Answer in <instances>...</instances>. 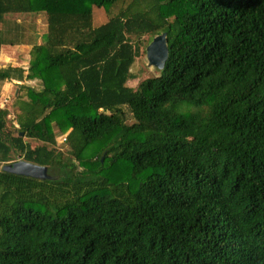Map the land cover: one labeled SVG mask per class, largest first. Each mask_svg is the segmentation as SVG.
<instances>
[{
  "label": "trees",
  "instance_id": "1",
  "mask_svg": "<svg viewBox=\"0 0 264 264\" xmlns=\"http://www.w3.org/2000/svg\"><path fill=\"white\" fill-rule=\"evenodd\" d=\"M42 13L28 68L0 66V96L42 82L17 124L0 106V264H264V0H0V54L26 43L9 18ZM163 32L164 69L129 85Z\"/></svg>",
  "mask_w": 264,
  "mask_h": 264
},
{
  "label": "rangeland",
  "instance_id": "2",
  "mask_svg": "<svg viewBox=\"0 0 264 264\" xmlns=\"http://www.w3.org/2000/svg\"><path fill=\"white\" fill-rule=\"evenodd\" d=\"M121 6V5H120ZM113 8V13H116L119 9V7ZM93 13H94V25L95 26H99L102 23H104L107 19H108V14L106 12L105 8H99L97 6L93 7ZM37 15V14H35ZM30 15V16H23V15H15L12 16L11 18H9L10 22H14V21H19L20 24L22 25V27H25V44L22 45H26L25 48H23L22 52L25 50L26 53V57H25V61H28L29 57V49L32 46V43H34L35 41H37V39H39V41H41L42 35L47 31V22H46V16L45 14H40L35 16ZM32 16H35V18H33ZM30 17V18H29ZM35 24V25H33ZM0 26H2V24H0ZM36 33V35L34 34ZM151 36L150 35H145L143 37V43H142V54L139 58H137L136 62L134 63L133 67H132V72L137 76L135 79L130 80L128 82L129 85L131 86H137L139 81L147 78L149 76H153V75H157L159 74V70L156 69H150L147 66V57H146V48L148 46V44L150 43V39ZM31 45V46H30ZM30 46V47H28ZM15 52V51H14ZM16 53V52H15ZM31 54V53H30ZM31 59V58H30ZM25 83V84H30L32 86H34L37 89H41L42 88V82H40L39 80H25V81H20V82H14V81H10L8 84H4L2 87V93L0 96V102L3 106H6V108L9 109L10 114L8 117L9 120V125L12 126L16 123V116L19 112L18 109V104L20 103L21 99H26L27 98V94L24 88H21V84ZM7 98L9 101L4 102V99ZM4 103V104H3ZM130 122H132V119H130ZM65 137L66 135H61V137L59 138V142L60 144H58L59 147H57L58 149H62V151L66 152L68 149V146L66 145V141H65ZM99 148V144H95L94 146H92L91 148H89V151L85 154V159L82 165V167H79V170H86L85 174L87 175L89 173V170L87 168H94V160H90L88 158L89 155H93L94 152H96ZM17 158L14 161H11L9 163L12 162H16L19 160H24V158L16 156ZM84 167V168H83ZM129 166L125 163H119L117 165L111 166L110 169H108L107 175L111 180L114 181H119V180H123L126 179L128 180V178L130 177L129 175ZM50 174H54V172H49ZM51 174V175H52ZM102 193V192H100Z\"/></svg>",
  "mask_w": 264,
  "mask_h": 264
},
{
  "label": "water",
  "instance_id": "3",
  "mask_svg": "<svg viewBox=\"0 0 264 264\" xmlns=\"http://www.w3.org/2000/svg\"><path fill=\"white\" fill-rule=\"evenodd\" d=\"M147 66L150 69L163 70L169 58V45L167 32L160 33L151 40L146 48ZM23 135V133H21ZM3 170L39 179L57 178L49 173V167L35 164L26 160L7 163Z\"/></svg>",
  "mask_w": 264,
  "mask_h": 264
},
{
  "label": "crops",
  "instance_id": "4",
  "mask_svg": "<svg viewBox=\"0 0 264 264\" xmlns=\"http://www.w3.org/2000/svg\"><path fill=\"white\" fill-rule=\"evenodd\" d=\"M26 45H3L1 48V54H0V66L1 67H6L9 65H14V66H23L24 68H28L30 58H31V49L32 46L29 49V59L28 61H25L26 53L25 50L22 52L23 48H25ZM16 53H15V52ZM34 81V80H33ZM10 81H6L3 83V85L8 84ZM14 82H20V81H14ZM2 85V87H3Z\"/></svg>",
  "mask_w": 264,
  "mask_h": 264
},
{
  "label": "built area",
  "instance_id": "5",
  "mask_svg": "<svg viewBox=\"0 0 264 264\" xmlns=\"http://www.w3.org/2000/svg\"><path fill=\"white\" fill-rule=\"evenodd\" d=\"M7 101H9V100H8L7 98H5V99H4V102H7ZM3 104H4V103H3ZM0 106H1V107H4V106L1 104V102H0ZM65 139H66V137H65Z\"/></svg>",
  "mask_w": 264,
  "mask_h": 264
}]
</instances>
